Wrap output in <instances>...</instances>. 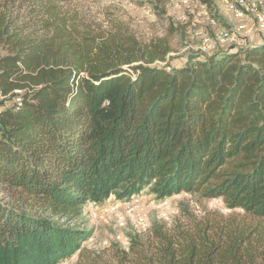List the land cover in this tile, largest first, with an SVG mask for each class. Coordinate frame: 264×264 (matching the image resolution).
Masks as SVG:
<instances>
[{"label":"trees","instance_id":"obj_1","mask_svg":"<svg viewBox=\"0 0 264 264\" xmlns=\"http://www.w3.org/2000/svg\"><path fill=\"white\" fill-rule=\"evenodd\" d=\"M172 53L128 24L82 32L0 0V264H60L90 203L147 188L240 212L155 224L109 264H264V44Z\"/></svg>","mask_w":264,"mask_h":264},{"label":"rangeland","instance_id":"obj_2","mask_svg":"<svg viewBox=\"0 0 264 264\" xmlns=\"http://www.w3.org/2000/svg\"><path fill=\"white\" fill-rule=\"evenodd\" d=\"M189 1L190 6L186 9L181 4H173L167 0H38V3L51 7L54 15L57 10L82 32L97 31L99 27L109 29L112 23H123L128 24L136 36L146 42L166 38L173 49L172 62L178 67L195 56L197 51L192 47L201 46L205 35L212 36L218 42L215 38L217 30L211 27L209 29L198 13L199 4L205 2ZM208 1L211 14L230 34L229 28L234 27L236 22L232 21L221 0ZM29 4L30 8L36 6L34 1ZM184 12L189 16L186 23L189 27H182L179 24L185 23L177 20V16ZM261 40L264 38L256 39L252 44ZM2 105H12V101H6ZM109 204L117 205L116 213H110L105 208L101 209V213L93 211L99 209L98 206ZM238 212L240 211L230 210L222 198L201 199L186 193L162 199L152 195L147 188L128 199L118 200L113 195L101 204L88 205L77 224L90 235L83 242L81 251L60 264H109L117 250L127 249L133 239L146 235L155 224L172 228L178 223L190 224L195 219L211 218L218 214L229 216ZM98 256H104V259Z\"/></svg>","mask_w":264,"mask_h":264},{"label":"bare ground","instance_id":"obj_3","mask_svg":"<svg viewBox=\"0 0 264 264\" xmlns=\"http://www.w3.org/2000/svg\"><path fill=\"white\" fill-rule=\"evenodd\" d=\"M171 3H173V0H167ZM179 3H183V7L186 9L190 6L189 0H177ZM223 4L226 7V9H229L233 19L236 21L234 24V32L235 33H247V25L244 23V21H238L240 19L250 18L254 22V28H261L264 25V0H223ZM182 6V4H181ZM238 7V8H236ZM261 10H253L252 9H260ZM211 9L209 8L207 3H200L198 6V13L201 18L209 27L216 29V35L219 36L220 42H223L227 40V35H230L225 28H222L219 24L218 19L213 16L212 12H210ZM212 13V14H211ZM177 20L181 23H188L189 16L187 12H184L177 16ZM207 41L208 44H215V39L210 35L204 36V42ZM17 93V92H16ZM0 96H2L0 92ZM17 107H22L21 102H17ZM117 205H110L109 208H105L106 211H110V213H116ZM107 213V212H106ZM94 216L96 214L94 213Z\"/></svg>","mask_w":264,"mask_h":264},{"label":"built area","instance_id":"obj_4","mask_svg":"<svg viewBox=\"0 0 264 264\" xmlns=\"http://www.w3.org/2000/svg\"><path fill=\"white\" fill-rule=\"evenodd\" d=\"M229 2H231V0H229ZM173 4H182L183 6V3H177V0H173ZM253 10H261V8L252 9L251 15H253ZM148 15H150V13H148ZM262 38H264V25L261 28L249 30L247 33H235L233 27L230 26V35H227V40L223 42H215V44H208L207 41L201 42V46L192 47V49L197 51L195 55H213L224 49L241 47L243 45L251 44L256 39H262ZM9 99H10L9 96H4V95L0 96V102H4ZM12 100L15 103L22 102L19 94H14ZM110 205H116V204H109V206H101V207L98 206L99 209H95L93 211L101 213V209L109 208Z\"/></svg>","mask_w":264,"mask_h":264},{"label":"crops","instance_id":"obj_5","mask_svg":"<svg viewBox=\"0 0 264 264\" xmlns=\"http://www.w3.org/2000/svg\"><path fill=\"white\" fill-rule=\"evenodd\" d=\"M221 4H222V6L226 9V7L224 6V4H223V0H221ZM226 11L231 15V17H232V19H233V16H232V14H231V12H230V10L229 9H226ZM233 22L235 21L234 19L232 20ZM238 21H244V23L247 25V28H248V30H247V32L249 31V30H254L255 28H254V22L250 19V18H244V19H240V20H238ZM236 22V21H235ZM229 30H230V28H229ZM215 38H216V40L218 41V42H220V38H219V36L218 35H216V33H215ZM94 203H90L89 204V206H92Z\"/></svg>","mask_w":264,"mask_h":264},{"label":"water","instance_id":"obj_6","mask_svg":"<svg viewBox=\"0 0 264 264\" xmlns=\"http://www.w3.org/2000/svg\"><path fill=\"white\" fill-rule=\"evenodd\" d=\"M254 44L256 46H260V45L264 44V40L258 41V42L254 43Z\"/></svg>","mask_w":264,"mask_h":264}]
</instances>
